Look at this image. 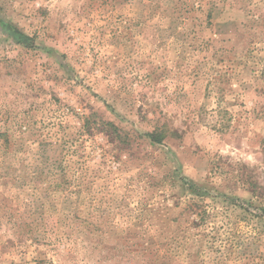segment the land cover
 <instances>
[{
	"label": "rangeland",
	"instance_id": "1",
	"mask_svg": "<svg viewBox=\"0 0 264 264\" xmlns=\"http://www.w3.org/2000/svg\"><path fill=\"white\" fill-rule=\"evenodd\" d=\"M0 264H264V0H0Z\"/></svg>",
	"mask_w": 264,
	"mask_h": 264
},
{
	"label": "trees",
	"instance_id": "2",
	"mask_svg": "<svg viewBox=\"0 0 264 264\" xmlns=\"http://www.w3.org/2000/svg\"><path fill=\"white\" fill-rule=\"evenodd\" d=\"M152 137V139L155 141V142H160L161 141V137H158V135H155L153 137V135H150Z\"/></svg>",
	"mask_w": 264,
	"mask_h": 264
}]
</instances>
